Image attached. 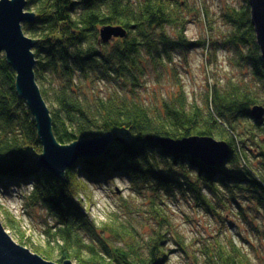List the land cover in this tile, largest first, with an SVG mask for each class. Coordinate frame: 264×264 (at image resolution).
<instances>
[{"label":"trees","instance_id":"trees-1","mask_svg":"<svg viewBox=\"0 0 264 264\" xmlns=\"http://www.w3.org/2000/svg\"><path fill=\"white\" fill-rule=\"evenodd\" d=\"M27 1L37 18L23 28L37 40L36 79L57 141L68 145L109 133L115 137L104 155L80 159L64 179L36 166L43 152L36 123L17 94L15 70L0 54V189L31 184L24 197L27 205L44 208L51 217L38 245L3 210L5 226L19 244L57 264H168L167 244L188 255L180 235L173 234L172 242L162 210L171 198L187 196L209 214L216 213L214 202H231L237 212L264 216V118L258 121L251 115L254 107H264V60L248 0L228 2L220 12L221 41L212 39L216 28L207 9L197 15H203L208 36L188 38V0ZM108 26L124 28L127 36L102 43L100 30ZM197 48L207 56L210 48L229 49L234 66L248 69L254 84H208L200 105L185 92L158 110L138 100L134 94L149 71L164 70L175 64L176 53L186 55ZM100 82L112 89L106 96L87 98L83 85ZM193 136L226 142L230 155L210 166L160 143ZM115 178L127 179L134 195H149V207L159 221L150 236L143 238L130 223L128 229L116 214L110 224H100L86 213L80 199L88 191L86 184L101 186ZM254 230L264 241V231ZM224 237L217 234L202 245L204 264H264L261 257L258 262L250 256L251 242Z\"/></svg>","mask_w":264,"mask_h":264},{"label":"rangeland","instance_id":"rangeland-1","mask_svg":"<svg viewBox=\"0 0 264 264\" xmlns=\"http://www.w3.org/2000/svg\"><path fill=\"white\" fill-rule=\"evenodd\" d=\"M188 2L192 8L191 14L186 13L188 38L199 40L208 36L209 31L203 15H197L201 9H207L210 15L209 20L216 28L212 32V39L221 41L220 31L224 30V26L219 18L220 12L228 2L234 3V1L188 0ZM235 3L239 4L240 2ZM210 51L212 54L208 56L201 48L193 49L186 55L181 52L176 53L175 64L164 70L149 71L142 87L137 89L134 95L141 102L158 110L162 108L164 101L171 100L181 92H185L190 101H195L199 105L203 104L208 84L221 83L224 85L230 80L254 84L248 69H238L234 66L233 54L229 49L213 51L210 48ZM57 83L58 81H56ZM257 86L259 85H252V88L256 89ZM83 87L89 99H93L96 95L106 96L109 89H112V85L101 82L85 84ZM86 185L88 191L81 192L80 199L86 213L96 223L110 224L111 215L116 214L122 218L123 224L128 229H130L128 224L130 223L136 233L143 238L150 236V230L157 228L159 221L149 207V195L143 197L134 195L127 179L115 178L112 182L101 184V186ZM31 190V184L21 187L12 186L7 190L0 189V222L14 238L11 231L5 226L3 219L5 211L20 224L26 238L34 244L41 245L42 239H44L45 223L50 221L51 217L46 209L27 205L24 197ZM168 202V206L162 210L170 224L172 242L176 240L173 238V234L177 233L183 238L182 245L188 251V255L182 254L178 252L176 245L167 244L169 249L168 264H204L200 249L202 245L211 242L212 238L215 239L217 234L219 236L225 234V240L251 242L253 247L249 250L250 256L258 262L261 257L264 262V241L257 236L254 230L260 228L261 232L264 231V216L261 213L247 210L237 212L231 202L226 206L214 202L216 213L209 214L187 196L186 199L179 196L174 197ZM14 240L18 243L15 238ZM27 246L25 247L34 252L30 246Z\"/></svg>","mask_w":264,"mask_h":264},{"label":"water","instance_id":"water-1","mask_svg":"<svg viewBox=\"0 0 264 264\" xmlns=\"http://www.w3.org/2000/svg\"><path fill=\"white\" fill-rule=\"evenodd\" d=\"M251 8V23L255 29L258 46L264 60V0H248ZM27 0H0V54H4L16 72V91L25 100L34 117L37 135L43 152L36 166L48 170L59 179H64L82 158H97L106 153L115 135L82 139L68 145L60 144L53 132L51 111L42 95L36 79L37 59L34 49L37 40L26 35L24 24L35 22L37 14L28 10ZM122 27L108 26L100 30L102 43L116 38H125ZM251 115L256 120L264 118V107L256 106ZM162 146L174 154L191 155L213 166L230 155V147L224 141L211 137L193 136L183 140H161ZM0 264H57L48 261L17 243L0 222ZM63 264H75L67 260Z\"/></svg>","mask_w":264,"mask_h":264}]
</instances>
